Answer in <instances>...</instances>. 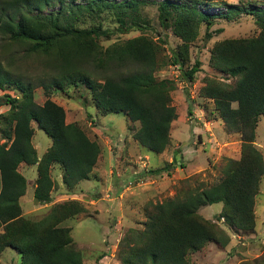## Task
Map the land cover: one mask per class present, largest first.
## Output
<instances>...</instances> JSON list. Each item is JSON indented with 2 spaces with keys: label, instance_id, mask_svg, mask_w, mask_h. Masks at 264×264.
<instances>
[{
  "label": "trees",
  "instance_id": "trees-1",
  "mask_svg": "<svg viewBox=\"0 0 264 264\" xmlns=\"http://www.w3.org/2000/svg\"><path fill=\"white\" fill-rule=\"evenodd\" d=\"M213 1H221L225 8L217 17L230 19L243 11L258 27L254 36L215 41L207 65L221 77L203 76L197 88L198 96L211 100L226 133L240 134L239 157L227 158L214 182L186 186L172 197L145 205L142 228L127 229L118 240L115 255L119 264H191L189 254L206 244L224 247L228 235L197 211L212 203H221L217 219L231 232H254V196L264 174L262 154L253 144L258 117H264V0L260 5L249 4L247 10L224 0H160L158 24L180 39L169 49L168 57L161 55L164 31L162 39L139 34L103 47L97 38L108 36L109 30L99 24L76 26L84 16L94 18L112 10L118 32L142 30L136 22L138 10L152 3L150 0H0V38L24 47L25 55L41 59L51 70L39 80L45 98L37 104L32 84L12 78L0 63V90L12 88L18 93L0 94V105L7 106L0 112V251L6 247L15 250L18 264H82L69 227L59 225L84 211L80 201L54 202L38 220L21 215L19 205L26 187L25 177L17 170L19 163L35 166L32 198L46 204L51 202L54 187L52 164L59 167L68 192L78 181L89 178L100 152L97 142L76 122H65L64 110L50 99V92L84 87L101 114H122L129 122L132 140L160 153L169 143L170 124L176 118L170 104L174 83L157 78L154 71L177 65L178 78L192 81L200 63L188 64L189 42L196 38L200 24L204 26L202 45L220 30H210L213 14L198 10ZM46 8L51 10L44 12ZM126 13L131 18L128 25L123 18ZM131 65L138 68L130 70ZM190 111L187 105V113ZM31 122L50 140L39 157L31 144ZM173 165L170 160L155 172ZM237 264H264V252Z\"/></svg>",
  "mask_w": 264,
  "mask_h": 264
},
{
  "label": "rangeland",
  "instance_id": "rangeland-1",
  "mask_svg": "<svg viewBox=\"0 0 264 264\" xmlns=\"http://www.w3.org/2000/svg\"><path fill=\"white\" fill-rule=\"evenodd\" d=\"M150 1L152 3L144 4L138 10L139 16L136 22L142 30L132 28L128 32H118L116 29L118 23L112 10H105L94 18H90L89 15L84 16L83 20L76 22V26L88 28L99 24L101 28L109 30L108 36L97 38L98 43L103 47L115 40H124L139 34H145L152 40L162 39L164 36L160 34L164 31L166 43L161 46V55L168 57L169 49L180 43V39L175 38L169 30L161 29L156 8L160 0ZM224 2L237 4L243 10H247L249 4H261V0H224ZM50 10L51 8H46L44 12ZM198 10L213 14L215 17L210 30L215 31L218 28L220 30L213 32L212 37L202 45L201 36L204 26L200 24L196 38L188 44V64H192L194 60L200 63L198 71L193 76L195 87L192 88L191 94L187 86L177 83L178 78L174 79L175 71H172L168 64L154 71L157 78L164 77L174 83V89L170 92V104L174 106L176 118L170 124L169 143L160 153L146 149L143 154L136 152L138 147H132L133 140L127 119L120 113L97 115L84 87L70 86L66 88L65 93L58 90L56 93L50 89V98L52 97L51 99L65 111V121L76 122L89 138L94 139L99 146V154L102 158L96 166L94 164L101 174V182L94 183L93 188L77 185L80 180L67 192L63 184L59 185L56 182V166L51 172L54 187L51 190L52 202L50 204L72 198L80 201L84 207L83 212L59 223L60 226L69 227L71 239L81 254L82 264H119L115 255L118 240L127 229L142 228V222L145 219L143 214L145 205L172 197L179 189L186 186L192 187L199 183L208 185L214 182L220 176V166L225 160L239 157L240 134L231 130L229 131L231 133H226L212 110L211 100L197 96V88L203 76L216 78L220 76L207 65L212 44L224 38L254 36L258 32V27L253 17L243 11L233 15L230 19L217 17L216 13L225 10L221 1H213L208 7L201 6ZM123 18L125 25L131 22L128 13ZM0 63L12 78L20 77L22 81L32 84L35 103L40 104L43 101L45 97L38 83L40 78H44L46 73L51 72L45 62L33 55H25L24 47L8 43L6 39L0 38ZM129 67L130 70L138 68L136 65ZM227 81L230 82V80ZM3 92L11 95L18 94L17 90L12 88L0 90V94ZM189 95L193 98L191 99ZM187 105L191 108L190 114L187 113ZM232 106L235 104L233 103ZM192 109L197 113L196 109L203 111L197 116L201 119L198 122L194 120ZM205 121L210 122L208 128L205 127ZM31 126L34 130L31 142L40 154L44 147L49 145L50 140L40 129L36 128L34 122H31ZM134 126H137V123H134ZM253 144L262 154L264 161L263 116L258 117ZM143 155L147 156L143 157ZM169 159L174 163L172 167L168 170L161 169L159 173L155 172V169L163 168ZM31 168L34 173V167ZM25 171L27 173L29 170ZM127 182L130 183L127 184ZM124 183H126L125 186H123ZM101 184L102 189L100 190ZM30 190L31 187L28 185L26 195L21 199V215L31 220H38L47 213L50 205L45 206L35 202L28 194ZM93 194L100 199L90 201L88 196ZM263 204L264 174L254 196L255 230L246 235H237L238 232H235L237 236L233 237L222 219H217L221 203L200 206L197 209L198 213L222 228L228 235L229 241L224 247L208 243L199 251L189 254L188 259L191 264H237L243 259H251L263 253L264 220L261 218L264 212ZM18 263L19 255L15 250L6 247L0 251V264Z\"/></svg>",
  "mask_w": 264,
  "mask_h": 264
},
{
  "label": "crops",
  "instance_id": "crops-1",
  "mask_svg": "<svg viewBox=\"0 0 264 264\" xmlns=\"http://www.w3.org/2000/svg\"><path fill=\"white\" fill-rule=\"evenodd\" d=\"M176 38V37H175ZM59 91V90H58ZM54 93V92H53ZM56 93H57V91H56ZM62 93H64V92H62ZM198 96V95H197ZM52 98V97H51ZM50 98V99H51ZM202 98V97H201ZM44 100V99H43ZM52 100V99H51ZM89 100H90V98H89ZM209 100V99H208ZM53 101V100H52ZM54 102V101H53ZM42 103V102H41ZM40 103V104H41ZM54 103H56L57 104V102H54ZM90 103H91V101H90ZM234 102H232V104H233ZM231 104V105H232ZM235 104V103H234ZM59 105V104H58ZM91 105L94 107V105L91 103ZM7 108V106L6 105H0V112H3L5 109ZM94 109H95V112H96V114L97 115H102V116H104V115H107V114H101L95 107H94ZM197 111H198V113L197 112H193V109H192V115H193V117H195V121L196 122H198L199 120H201L200 119V117H197L198 116V114H200L201 115V113L203 112L202 111V109H196ZM190 113H191V111H190ZM108 114H113V113H108ZM195 114H197L196 116H194ZM180 117V116H179ZM197 117V118H196ZM96 119H98L97 117H96ZM64 120H65V111H64ZM99 120V119H98ZM218 121H220V123H221V125H222V127H223V123H222V121H221V119L218 117V119H217ZM100 121V120H99ZM175 120H173V122H174ZM66 122V121H65ZM204 124H205V127H209V125H210V122L209 121H205L204 122ZM33 132H34V130H33ZM33 135V134H32ZM31 138H32V136H31ZM31 144H32V146H33V148L35 149V145L33 144V142H31ZM50 144V143H49ZM49 145H47L46 147H44V149H43V151H41V153L39 154V153H37V151H36V149H35V151H36V155H37V157H39L44 151H45V149L48 147ZM130 147V146H129ZM132 147H138L137 149H136V152H142V154H143V152H146V151H144V149L142 148V147H140V146H138L137 144H136V142L133 140V142H132ZM101 154H102V152H101ZM134 154H136V153H134ZM120 156V155H119ZM118 156V157H119ZM147 156V155H146ZM145 155H143V157H146ZM127 157V156H126ZM101 159L102 158H100V154H99V156L97 157V159H96V162H95V166L98 164V162L99 161H101ZM123 159H125V160H127L126 158H124L123 157ZM171 159H169V161H170ZM133 161H135V160H133ZM137 161V160H136ZM135 161V162H136ZM56 166V170H57V178H55L56 179V182L59 184V185H62V182H61V171H60V169H59V167L56 165V164H52L51 165V168H50V176H51V172H52V169L54 168ZM31 167H34V170H35V166L34 165H26V164H24V163H19L18 164V166H17V170L25 177V180H26V187H25V192H24V194L22 195V196H20L19 197V204H20V206H21V199H23V197L26 195V191H27V186L28 185H30V187H31V190H30V192H28V194L30 195V197H32V189H33V186H34V179H35V177H36V173L34 172H32V168ZM136 169V168H135ZM25 170H29L27 173H26V171ZM136 172V170H133V172ZM27 175V176H26ZM29 177V178H28ZM100 177H101V174L98 172V170H97V168L96 167H93L92 168V170H91V172H90V176H89V178H87V179H84V180H81L80 182H78V184L77 185H79V186H81V187H90V188H93V186H95L94 185V183H96V184H98V183H100L101 182V180H100ZM51 179L53 180V182H54V179L52 178V176H51ZM90 183V184H89ZM128 183H130V182H127V184ZM125 184L126 183H124L123 184V186H125ZM99 189L101 190L102 189V184L99 186ZM67 191V190H66ZM73 195H75V194H73ZM50 196H51V191H50ZM96 196V194H93V195H90V196H88V198H90V201H95V200H99L100 198L97 196V197H95ZM75 198V197H74ZM102 198V197H101ZM54 201V200H53ZM51 202H52V200H51ZM51 202H49V203H46V204H44L45 206H47L48 204L50 205V203ZM263 209H264V204H263ZM255 213V212H254ZM263 214L261 215V218L264 220V212H262ZM263 225H264V223H263ZM255 230V229H254ZM231 235H232V237L233 236H237V235H240L239 233L236 235V233L235 232H231ZM241 235H243V234H241Z\"/></svg>",
  "mask_w": 264,
  "mask_h": 264
},
{
  "label": "built area",
  "instance_id": "built-area-1",
  "mask_svg": "<svg viewBox=\"0 0 264 264\" xmlns=\"http://www.w3.org/2000/svg\"><path fill=\"white\" fill-rule=\"evenodd\" d=\"M169 68L172 70V71H175V75H174V79L177 77L178 78V69H177V65H168ZM194 82V79H192V81H189V82H186L185 80L183 79H179L177 80V83L179 84H183L184 86H187L189 89H190V94L192 92V88L195 87V84L193 83ZM190 98L192 99L193 97L191 95H189Z\"/></svg>",
  "mask_w": 264,
  "mask_h": 264
}]
</instances>
